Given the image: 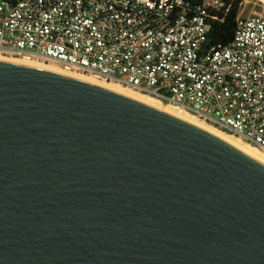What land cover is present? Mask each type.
<instances>
[{
    "label": "water",
    "instance_id": "water-1",
    "mask_svg": "<svg viewBox=\"0 0 264 264\" xmlns=\"http://www.w3.org/2000/svg\"><path fill=\"white\" fill-rule=\"evenodd\" d=\"M0 264H264V165L116 92L0 61Z\"/></svg>",
    "mask_w": 264,
    "mask_h": 264
},
{
    "label": "built area",
    "instance_id": "built-area-1",
    "mask_svg": "<svg viewBox=\"0 0 264 264\" xmlns=\"http://www.w3.org/2000/svg\"><path fill=\"white\" fill-rule=\"evenodd\" d=\"M209 48L222 0H0V56L55 63L169 105L264 154V11Z\"/></svg>",
    "mask_w": 264,
    "mask_h": 264
},
{
    "label": "bare ground",
    "instance_id": "bare-ground-1",
    "mask_svg": "<svg viewBox=\"0 0 264 264\" xmlns=\"http://www.w3.org/2000/svg\"><path fill=\"white\" fill-rule=\"evenodd\" d=\"M0 61L9 62V61H7L5 59H1V58H0ZM9 63H14V62H9ZM15 64H18V63H15ZM20 65L33 67V66L25 64V63H21ZM34 68L43 69V70H46V71H50V72L58 73V74H61V75H64V76H68V77L74 78V79H78V80H81V81H84V82H87V83H90V84H93V85L108 89L110 91L116 92L118 94H121V95L126 96L128 98H131L133 100L141 102V103H143L145 105H148V106H150L152 108L160 110V111H162L164 113H167V114H169L171 116H174V117H176L178 119H181V120H183V121H185L187 123H190V124L200 128V129H202V130L214 135L215 137L223 140L224 142H226L229 145L233 146L234 148H236L237 150L241 151L245 155L255 159L256 161H258V162H260L261 164L264 165V160L259 157V155L257 154L258 150L256 148H254V147H252V146H250V145H248L246 143H245L246 145H244V144L241 143L242 141H240L239 139L234 138V137H232L230 135H227V134H225V133H223L221 131H218L216 129H212L211 127H208V126H204V125L198 124V123L193 121V119H194L193 117H191V116H189L187 114L178 112L175 108H173V107H171L169 105H164V104L162 105L158 101L150 99V97H147V96H144V95H141V94H139L141 97L137 96L138 93L133 92V91H132V93H135L137 95L129 93V92H125L124 90H121L120 88H117L118 86H115V85L112 86L113 83L112 84H102L100 82L91 80V79L86 78L84 76H79L77 74L75 75L73 73H64V72H62L60 70H56V69L49 68V67H42V66L35 67L34 66ZM124 89H126V90L131 92V90H129L127 88H124ZM258 152H260V151H258Z\"/></svg>",
    "mask_w": 264,
    "mask_h": 264
},
{
    "label": "trees",
    "instance_id": "trees-1",
    "mask_svg": "<svg viewBox=\"0 0 264 264\" xmlns=\"http://www.w3.org/2000/svg\"><path fill=\"white\" fill-rule=\"evenodd\" d=\"M201 0H193L194 4ZM242 0H222L224 7L219 11L209 13L208 22L210 31L206 37V45L209 48H223L233 39L235 19L239 13V4Z\"/></svg>",
    "mask_w": 264,
    "mask_h": 264
},
{
    "label": "rangeland",
    "instance_id": "rangeland-1",
    "mask_svg": "<svg viewBox=\"0 0 264 264\" xmlns=\"http://www.w3.org/2000/svg\"><path fill=\"white\" fill-rule=\"evenodd\" d=\"M247 1H248V4L245 5L246 7H245V9L243 10V13H242L244 16L245 15H249L251 13H258V14H260V13H262L264 11V0H247ZM0 58L1 59H5V60H7L9 62H14V63H18V64L25 63V64L31 65L33 67L34 66L35 67H39V66L49 67V68H53V69H56V70H60V71H62L64 73H73L75 75L77 74L79 76H84L86 78H89L91 80L100 82L102 84H112V83H109V82H105V81H103L101 79H97V78H94V77L82 75V74L77 73V72H74V71L64 70L60 66L56 65L55 63H51V62H44V61H38V60H33V59H23V58H5V57H2V56H0ZM114 85L115 86H118L116 84H112V86H114ZM117 88H120L121 90H124L125 92L132 93V91L130 92V91L124 89L123 87L118 86ZM132 94H135V93H132ZM135 95H137V94H135ZM137 96H140V95L138 94ZM150 99H152V98H150ZM193 121L196 122V123H198V124L204 125V124L196 121L195 119H193ZM204 126H206V125H204ZM241 143L244 144V145H246L243 142H241ZM257 154L259 155V157L261 159L264 160V154L262 152H258L257 151Z\"/></svg>",
    "mask_w": 264,
    "mask_h": 264
}]
</instances>
